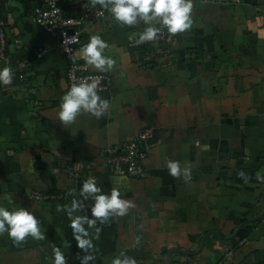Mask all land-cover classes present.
<instances>
[{
  "label": "crops",
  "instance_id": "1",
  "mask_svg": "<svg viewBox=\"0 0 264 264\" xmlns=\"http://www.w3.org/2000/svg\"><path fill=\"white\" fill-rule=\"evenodd\" d=\"M82 1L63 5L78 14ZM39 4L0 0V67L14 71L12 84L0 85V197L10 194L14 206L33 211L45 239L15 246L0 236V264H51L54 246L66 264H80L77 254L86 253L58 206L70 204L69 189L82 199L89 176L105 192L119 188L134 207L97 224L96 260L88 264H109L120 250L137 264H170L168 253L172 264H264V215L246 237L228 238L264 210V182L256 179L264 175V0H193L192 28L177 33L165 54L154 41L128 39L143 21L121 27L107 14L89 22L77 57L85 63L79 49L90 35L108 42L116 65L99 94L110 107L99 119L82 113L66 126L57 111L69 63L57 39L30 18ZM41 47L48 51L38 57ZM146 129V176L117 171L108 155ZM168 159L190 165L191 179L172 177ZM35 191L60 197L42 200ZM92 204L89 197L81 214L91 218Z\"/></svg>",
  "mask_w": 264,
  "mask_h": 264
},
{
  "label": "clouds",
  "instance_id": "2",
  "mask_svg": "<svg viewBox=\"0 0 264 264\" xmlns=\"http://www.w3.org/2000/svg\"><path fill=\"white\" fill-rule=\"evenodd\" d=\"M92 7L100 5L101 14L106 11L112 20L121 27L133 26L138 20L143 21V31L134 32L128 37L139 45L147 41L157 40L164 29L170 35L183 33L192 28L193 0H90ZM159 25V26H157ZM108 42L99 34L88 37L86 43L79 49V58L85 62V66L94 71L105 73L113 70L116 60L107 54ZM14 71L9 66L0 67V85L12 84ZM101 78L99 76L81 77L72 83L60 97L57 119L62 125H69L76 121L82 113H87L97 119L104 116L110 107V101L101 97ZM167 168L174 178L189 181L192 175L190 165H182L179 160H167ZM240 177L247 176L244 171L238 173ZM256 179L264 182V175L256 173ZM82 187L78 190L82 199H77V189H69L72 200L69 205L58 206L68 218V227L72 230L77 247L86 254L77 259L80 264L95 262V245L93 239L99 238L101 229L97 224H104L109 217H122L134 204L121 196L119 188H112L105 192L98 184L95 176H89L82 181ZM91 197V218L87 213L81 214L85 208V202ZM0 236L5 234L12 240L15 246H20L28 237L33 240H44L45 232L40 219L33 211L25 207H16L10 194L0 197ZM94 232L90 231L93 230ZM51 264H66L65 253L60 247L52 248V255L48 257ZM109 264H137L135 258L128 256L124 250L109 258Z\"/></svg>",
  "mask_w": 264,
  "mask_h": 264
},
{
  "label": "built area",
  "instance_id": "3",
  "mask_svg": "<svg viewBox=\"0 0 264 264\" xmlns=\"http://www.w3.org/2000/svg\"><path fill=\"white\" fill-rule=\"evenodd\" d=\"M80 3V13L69 14L64 8L63 0H42V4L36 5L31 11L30 18L52 37L57 39L61 46L69 63L67 67L68 87L72 83L77 82L81 77L99 76L101 78V88L98 90L100 93L107 89L109 76L106 73L91 71L86 67L85 63L79 61L77 50L86 25L97 18L107 15V12L105 11L104 14H101L102 10L100 5L97 4L95 7H92L90 0H85ZM3 26L4 22L0 20V57L2 58L5 57L6 44ZM175 41L176 34L170 35L164 29L154 42L158 44L159 50L165 54L167 52L166 47ZM132 44L137 45L134 41ZM47 51V48H38L36 55L41 57ZM20 76L23 77L24 75L21 73ZM150 133V129H146L138 137L128 141L120 151L111 152L107 158L108 163L117 171L129 176L145 177L146 168L143 163L145 152L141 150L140 145L146 142ZM33 196L42 200L60 197L57 194L42 193L40 191H35Z\"/></svg>",
  "mask_w": 264,
  "mask_h": 264
},
{
  "label": "trees",
  "instance_id": "4",
  "mask_svg": "<svg viewBox=\"0 0 264 264\" xmlns=\"http://www.w3.org/2000/svg\"><path fill=\"white\" fill-rule=\"evenodd\" d=\"M141 45V44H140ZM143 45H150V42H145ZM151 46V45H150ZM257 223V221H253V222H248L246 223L242 228L241 230L239 231L238 233V236L240 238H243V237H246L249 232L252 230L253 228V225Z\"/></svg>",
  "mask_w": 264,
  "mask_h": 264
},
{
  "label": "water",
  "instance_id": "5",
  "mask_svg": "<svg viewBox=\"0 0 264 264\" xmlns=\"http://www.w3.org/2000/svg\"><path fill=\"white\" fill-rule=\"evenodd\" d=\"M143 145H144V144L141 143L140 147L143 146ZM263 204H264V193H263ZM263 215H264V210H263L258 216H256V217L250 219V221H254V220H256V219L262 217ZM243 225H244V223L240 224L239 227H238V229L236 230V232H235L232 236H230V237H228V238H233V237L237 236L238 233H239V231H240L241 228L243 227ZM206 236H207V235H204V238H203V244H204L205 241H206ZM169 254H170V253L167 254V257H168V259H169V263L172 264L171 261H170Z\"/></svg>",
  "mask_w": 264,
  "mask_h": 264
}]
</instances>
